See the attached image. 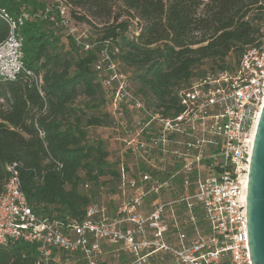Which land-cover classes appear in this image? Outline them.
<instances>
[{
    "label": "built area",
    "instance_id": "2783aa9c",
    "mask_svg": "<svg viewBox=\"0 0 264 264\" xmlns=\"http://www.w3.org/2000/svg\"><path fill=\"white\" fill-rule=\"evenodd\" d=\"M71 13L67 0H47L41 19L69 37L77 51L89 52L95 45L90 31L78 33ZM0 17L9 26L0 43V78L31 75L24 68L19 33L30 15L13 19L1 9ZM109 46L102 42L94 70L103 75L102 87L110 95L109 129L119 133L123 151L135 159L132 172L121 169L119 203L113 197L104 201L100 187L99 199L89 203L82 220L38 215L22 190L17 163L8 164L0 194V245H36L35 264H99L109 254H122L129 264L163 259L167 264H251L246 186L251 132L264 103V37L259 46L244 50L233 72H207L180 90L182 111L172 117L148 109L136 96ZM32 77L39 90L42 75ZM80 188L88 191L91 184ZM165 194L172 198L162 200Z\"/></svg>",
    "mask_w": 264,
    "mask_h": 264
},
{
    "label": "trees",
    "instance_id": "16d2710c",
    "mask_svg": "<svg viewBox=\"0 0 264 264\" xmlns=\"http://www.w3.org/2000/svg\"><path fill=\"white\" fill-rule=\"evenodd\" d=\"M73 1L88 5L94 15L108 16L119 4L127 19L113 16L89 52L77 51L71 43L79 52L72 64L56 53L60 34L53 23L41 19L47 0H0V10L11 18L23 12L31 17L19 28L24 68L31 75L0 78V194L9 178L6 165L17 163L22 190L35 213L82 220L89 203L99 199V188L110 179L120 180L103 144L89 133L112 122L109 111L103 112L108 106L103 75L94 70L102 42L109 41L112 60L130 73L145 106L172 117L182 111L178 92L192 80L207 72H233L244 50L260 45L264 0ZM71 14L88 22L76 11ZM133 20L140 22L135 30ZM8 33L0 17V43ZM206 63L210 69L201 70ZM40 74L38 90L32 76ZM84 182L91 184L88 191L80 188ZM36 258V245H0V264H35Z\"/></svg>",
    "mask_w": 264,
    "mask_h": 264
},
{
    "label": "rangeland",
    "instance_id": "374dc122",
    "mask_svg": "<svg viewBox=\"0 0 264 264\" xmlns=\"http://www.w3.org/2000/svg\"><path fill=\"white\" fill-rule=\"evenodd\" d=\"M68 3L71 4L72 11H76L80 13V15L84 16L88 22H80L77 21L74 17V19L71 17V21L76 25V28L78 30V33L86 32L88 33L90 31L89 40L91 43L98 44L99 40L101 39V36L103 35L104 29L108 27L113 21L112 17L115 15L121 16L123 19H127V14L125 13V10L120 7L119 4L115 5L112 8L111 16H108L106 14H99L94 15L92 13V10L89 9L88 5L82 4L77 5L72 0H68ZM132 29L135 30L136 25H139L140 22L138 20L132 21ZM59 37V42L57 46L56 53L58 56H60V59L62 61L68 60L72 64L74 63L76 59L77 51H75L71 45L72 42H70V38L66 37L65 34L56 35ZM119 70L123 72L124 68L120 65H118ZM209 63H206L203 67H201V70H209ZM125 74V73H124ZM125 75H130L125 74ZM132 86L133 89L136 90V83L132 80ZM106 95V101L108 102L110 100V95ZM82 102V98L78 99V104ZM109 107L105 106L103 107V112L108 113ZM89 133L92 137V140H97L103 144V147L106 149L108 153V162L115 167V170L119 169L121 172V169L124 168V173H130L134 169L135 159L130 154H127L123 151L122 144L117 140V137L120 136L119 133L112 131L109 129V127H92L89 129ZM79 176L81 179L84 177V173L80 172ZM110 178H107V180ZM117 187H118V180H109L102 186L101 190V198L107 202L109 198H114V204L116 205L119 203V194H117ZM111 192V193H110ZM108 193V194H107ZM108 195V196H107ZM172 197L168 194L162 195V200L168 201ZM150 201V197L148 196L146 198V204H148ZM113 206V205H112ZM159 262L157 264H167V259L158 260ZM131 262V259L123 256L122 254L119 255V257L113 258L110 254L105 255L99 264H129Z\"/></svg>",
    "mask_w": 264,
    "mask_h": 264
},
{
    "label": "water",
    "instance_id": "95a60500",
    "mask_svg": "<svg viewBox=\"0 0 264 264\" xmlns=\"http://www.w3.org/2000/svg\"><path fill=\"white\" fill-rule=\"evenodd\" d=\"M246 232L251 264H264V103L258 118L249 163Z\"/></svg>",
    "mask_w": 264,
    "mask_h": 264
},
{
    "label": "bare ground",
    "instance_id": "6f19581e",
    "mask_svg": "<svg viewBox=\"0 0 264 264\" xmlns=\"http://www.w3.org/2000/svg\"><path fill=\"white\" fill-rule=\"evenodd\" d=\"M259 115H260V112L258 113V115H257V117H256V120H255V123H254V126H253V128H252V132H251V140L254 139V135H255V131H256V126H257V122H258ZM246 193H247V186H246Z\"/></svg>",
    "mask_w": 264,
    "mask_h": 264
}]
</instances>
